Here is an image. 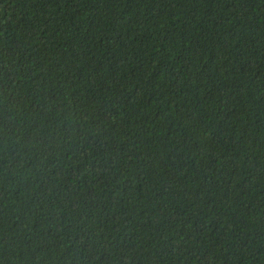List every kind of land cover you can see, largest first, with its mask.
<instances>
[{"label": "trees", "instance_id": "obj_1", "mask_svg": "<svg viewBox=\"0 0 264 264\" xmlns=\"http://www.w3.org/2000/svg\"><path fill=\"white\" fill-rule=\"evenodd\" d=\"M0 264H264V0H0Z\"/></svg>", "mask_w": 264, "mask_h": 264}]
</instances>
